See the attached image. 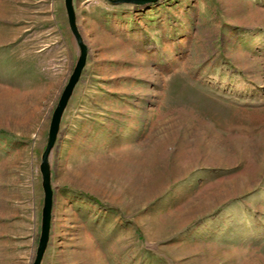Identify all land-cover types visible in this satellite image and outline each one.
Here are the masks:
<instances>
[{"label":"rangeland","instance_id":"rangeland-1","mask_svg":"<svg viewBox=\"0 0 264 264\" xmlns=\"http://www.w3.org/2000/svg\"><path fill=\"white\" fill-rule=\"evenodd\" d=\"M74 6L42 264H264V0ZM79 57L65 0H0V264H32Z\"/></svg>","mask_w":264,"mask_h":264},{"label":"water","instance_id":"water-1","mask_svg":"<svg viewBox=\"0 0 264 264\" xmlns=\"http://www.w3.org/2000/svg\"><path fill=\"white\" fill-rule=\"evenodd\" d=\"M113 3H127L135 6H149L153 3H157L159 0H109ZM65 9L68 17V23L70 30L79 46L80 57L74 68L72 75L66 85L58 105L52 115L47 145L42 155V162L40 165V171L42 174V186L44 191V205L42 209V222L41 233L39 237V243L33 258L32 264H42L51 237L52 218L54 208V190L51 183V167H50V154L57 141L60 126L64 112L68 106V103L74 93L77 84L80 81L82 73L87 63L88 48L84 42V38L77 24V16L74 6V0H65Z\"/></svg>","mask_w":264,"mask_h":264},{"label":"crops","instance_id":"crops-1","mask_svg":"<svg viewBox=\"0 0 264 264\" xmlns=\"http://www.w3.org/2000/svg\"><path fill=\"white\" fill-rule=\"evenodd\" d=\"M25 258H26V260H28V261L31 259V258L29 259V257H27V256H26ZM28 261H26V262H28ZM42 263H43V262H42Z\"/></svg>","mask_w":264,"mask_h":264}]
</instances>
